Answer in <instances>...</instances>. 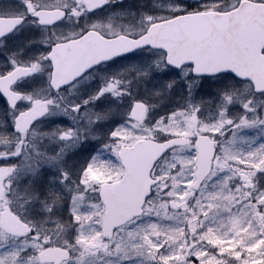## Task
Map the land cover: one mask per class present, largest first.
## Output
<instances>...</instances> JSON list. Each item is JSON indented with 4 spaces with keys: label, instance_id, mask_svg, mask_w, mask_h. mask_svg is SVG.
Masks as SVG:
<instances>
[{
    "label": "snow or ice",
    "instance_id": "1",
    "mask_svg": "<svg viewBox=\"0 0 264 264\" xmlns=\"http://www.w3.org/2000/svg\"><path fill=\"white\" fill-rule=\"evenodd\" d=\"M113 3L0 0V264H264V82Z\"/></svg>",
    "mask_w": 264,
    "mask_h": 264
},
{
    "label": "water",
    "instance_id": "2",
    "mask_svg": "<svg viewBox=\"0 0 264 264\" xmlns=\"http://www.w3.org/2000/svg\"><path fill=\"white\" fill-rule=\"evenodd\" d=\"M178 30L166 38L179 41L177 54L185 61L202 57L206 64L225 62L235 65L246 81L264 82V5L242 2L226 14L204 13L178 22ZM130 180L127 196L133 195L140 183L137 171L141 154L128 150Z\"/></svg>",
    "mask_w": 264,
    "mask_h": 264
},
{
    "label": "rangeland",
    "instance_id": "3",
    "mask_svg": "<svg viewBox=\"0 0 264 264\" xmlns=\"http://www.w3.org/2000/svg\"><path fill=\"white\" fill-rule=\"evenodd\" d=\"M241 0H219V4L217 5L216 0H207L208 7L206 9H202L201 11H228L234 8L238 2ZM251 1H262V0H251ZM166 0H114L112 4V9H127L126 15L122 18V23L129 24L134 23L137 17H133L131 15L132 12H136L137 14L142 9H151L156 6L162 5ZM188 3L197 2V0H187ZM101 15H108L109 12H101ZM80 162H84L83 158H80Z\"/></svg>",
    "mask_w": 264,
    "mask_h": 264
}]
</instances>
